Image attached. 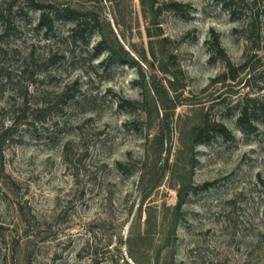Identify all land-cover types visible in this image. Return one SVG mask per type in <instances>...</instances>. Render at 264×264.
I'll use <instances>...</instances> for the list:
<instances>
[{
    "label": "rangeland",
    "instance_id": "374dc122",
    "mask_svg": "<svg viewBox=\"0 0 264 264\" xmlns=\"http://www.w3.org/2000/svg\"><path fill=\"white\" fill-rule=\"evenodd\" d=\"M0 264H264V0H0Z\"/></svg>",
    "mask_w": 264,
    "mask_h": 264
},
{
    "label": "trees",
    "instance_id": "16d2710c",
    "mask_svg": "<svg viewBox=\"0 0 264 264\" xmlns=\"http://www.w3.org/2000/svg\"><path fill=\"white\" fill-rule=\"evenodd\" d=\"M174 4V6H178V4H175V3H173ZM79 24V23H78ZM220 52V54H222V51H219ZM228 68H229V66H228ZM246 116H247V114H246V110H241L240 111V115H239V117H238V123L240 124L242 121H243V119H245L246 118ZM220 134L223 136V137H227L228 136V134L226 133V130L222 127L221 128V132H220ZM118 166L120 165L119 163L117 164Z\"/></svg>",
    "mask_w": 264,
    "mask_h": 264
}]
</instances>
